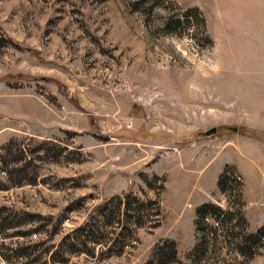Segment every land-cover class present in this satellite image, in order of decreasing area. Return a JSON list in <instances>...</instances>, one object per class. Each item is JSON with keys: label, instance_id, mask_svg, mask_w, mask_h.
I'll return each mask as SVG.
<instances>
[{"label": "rangeland", "instance_id": "1", "mask_svg": "<svg viewBox=\"0 0 264 264\" xmlns=\"http://www.w3.org/2000/svg\"><path fill=\"white\" fill-rule=\"evenodd\" d=\"M206 203L228 215L193 254ZM167 241L264 264V0H0V264H162Z\"/></svg>", "mask_w": 264, "mask_h": 264}, {"label": "trees", "instance_id": "2", "mask_svg": "<svg viewBox=\"0 0 264 264\" xmlns=\"http://www.w3.org/2000/svg\"><path fill=\"white\" fill-rule=\"evenodd\" d=\"M229 175L233 176V184H235L234 191L236 192V199L238 201L239 209L238 214L240 215L241 222L246 223V220L242 218L243 214V209H244V195H243V187L244 183L241 178V176L238 173V170L236 167L233 166H226L224 172L222 173L219 182H218V187L219 190L222 194H226L227 191H229V186L232 183L229 179ZM228 215L227 212L223 211L220 207H216L214 204L211 203H206L199 207L196 212V221H195V226H196V231L197 234H199V244L196 245L195 250L193 254H196L200 252L201 250L204 251L203 246H206L207 242V236L201 235L202 232V225L204 222H207V220H217L221 219L222 216ZM247 224V223H246ZM255 236H249L247 237L246 240H255ZM167 245H160L156 249V253L158 254V257L162 264H173L177 262V249H176V244L171 241H167Z\"/></svg>", "mask_w": 264, "mask_h": 264}, {"label": "water", "instance_id": "3", "mask_svg": "<svg viewBox=\"0 0 264 264\" xmlns=\"http://www.w3.org/2000/svg\"><path fill=\"white\" fill-rule=\"evenodd\" d=\"M217 133V129L213 128L211 130H209L207 133H205V136H211Z\"/></svg>", "mask_w": 264, "mask_h": 264}, {"label": "crops", "instance_id": "4", "mask_svg": "<svg viewBox=\"0 0 264 264\" xmlns=\"http://www.w3.org/2000/svg\"><path fill=\"white\" fill-rule=\"evenodd\" d=\"M244 152H245V154H246V153H249V154H250L249 157H251V155H252L251 152H249V151H244ZM243 154H244V153H243ZM246 155H247V154H246ZM249 157H246V158H249ZM237 168L241 169L238 165H237ZM241 170H242V169H241Z\"/></svg>", "mask_w": 264, "mask_h": 264}]
</instances>
